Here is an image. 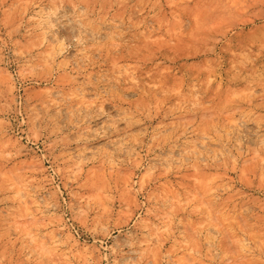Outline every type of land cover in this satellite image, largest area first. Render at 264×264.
Returning a JSON list of instances; mask_svg holds the SVG:
<instances>
[{
	"label": "rangeland",
	"instance_id": "rangeland-1",
	"mask_svg": "<svg viewBox=\"0 0 264 264\" xmlns=\"http://www.w3.org/2000/svg\"><path fill=\"white\" fill-rule=\"evenodd\" d=\"M0 264H264V0H0Z\"/></svg>",
	"mask_w": 264,
	"mask_h": 264
}]
</instances>
